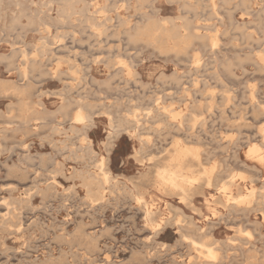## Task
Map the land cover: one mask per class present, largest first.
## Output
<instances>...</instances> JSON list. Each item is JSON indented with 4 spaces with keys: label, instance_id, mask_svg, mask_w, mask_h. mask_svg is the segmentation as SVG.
Returning <instances> with one entry per match:
<instances>
[{
    "label": "rangeland",
    "instance_id": "rangeland-1",
    "mask_svg": "<svg viewBox=\"0 0 264 264\" xmlns=\"http://www.w3.org/2000/svg\"><path fill=\"white\" fill-rule=\"evenodd\" d=\"M145 1L19 0L14 8L3 0L0 264H264V0ZM63 7L69 20L60 17ZM79 107L92 113L89 141L73 129ZM116 130L121 133L111 139ZM180 145L198 155L183 159L184 172L200 178L206 170L211 176V185L201 180L188 201L157 178L159 170L176 164ZM253 146L259 157L249 156ZM101 165L109 181L87 179V173L100 175ZM226 183L232 197L254 194L233 203L221 192ZM137 197L147 203L153 222ZM191 237L206 242L218 262L209 261L201 247L189 244V251Z\"/></svg>",
    "mask_w": 264,
    "mask_h": 264
},
{
    "label": "bare ground",
    "instance_id": "bare-ground-1",
    "mask_svg": "<svg viewBox=\"0 0 264 264\" xmlns=\"http://www.w3.org/2000/svg\"><path fill=\"white\" fill-rule=\"evenodd\" d=\"M60 1H62V2H65V0H60ZM81 1V0H80ZM143 2L145 1V0H142ZM251 1V0H250ZM250 1H248V4H250ZM256 1V0H255ZM67 2V1H66ZM83 2V1H82ZM146 3H148L147 2V0L145 1ZM150 2V1H149ZM184 2V1H183ZM213 2H214V0H213ZM244 2V1H243ZM2 3H3V0H0V18L2 19V16H3V11H4V8H2ZM84 3V2H83ZM185 3V2H184ZM245 3V2H244ZM10 4L11 5H13L14 6V8H16V7H18L19 6V0H10ZM49 4V3H48ZM90 4V3H89ZM98 4V3H97ZM96 4V5H97ZM237 4H239V3H237ZM241 4V3H240ZM83 5V4H82ZM92 5V4H91ZM99 5V4H98ZM21 6V5H20ZM66 6V5H65ZM70 6V5H69ZM90 6V5H89ZM216 6V5H215ZM235 6V5H234ZM71 7V6H70ZM185 7H186V5H185ZM213 7V6H212ZM237 7V6H236ZM240 7V6H239ZM243 7V6H242ZM83 9L81 10V14L84 16V17H87V15H88V8L89 7H87V5H86V2L84 3V7H82ZM96 8V7H95ZM140 8V7H139ZM102 9V8H101ZM105 9V8H104ZM121 9V8H120ZM182 9H183V5H182ZM75 10V9H74ZM79 10V9H78ZM156 10H157V8H156ZM220 10V9H219ZM246 10H247V8H246ZM250 10V13H252V11H251V9H249ZM41 11V10H40ZM98 11V10H97ZM186 11H187V7H186ZM13 12H14V10H13ZM73 12H75V11H73ZM152 12V11H151ZM249 12V11H248ZM247 12V13H248ZM255 12V11H254ZM21 13V12H20ZM78 13H80L79 11H78ZM215 13V12H214ZM156 14V13H155ZM211 14V13H210ZM249 14V13H248ZM261 14V13H260ZM27 15V14H26ZM43 15V14H42ZM70 15H71V13L69 12V10L68 9H66L65 7H63L61 10H60V17H63V18H68V20H69V17H70ZM76 15V14H75ZM256 15V14H255ZM262 15V14H261ZM13 16V15H12ZM217 16V15H216ZM19 17V16H18ZM220 18V17H219ZM255 18V17H254ZM260 18V17H259ZM26 19V18H25ZM30 19V18H29ZM52 19V18H51ZM90 19H91V17H90ZM176 20L178 19V17L177 18H175ZM218 19V18H217ZM240 19H243V18H240ZM89 20V19H88ZM119 20V19H118ZM137 20V19H136ZM151 20V19H150ZM179 20V19H178ZM232 20V19H231ZM14 23H15V21H16V17L14 18ZM41 21V20H40ZM67 21V20H66ZM80 21V20H79ZM163 21V20H162ZM182 21V20H181ZM181 21H180V23H181ZM93 22V21H92ZM124 22H126V21H124ZM153 22V21H152ZM152 22H150V23H152ZM185 22H186V18H185ZM88 23H89V21H88ZM188 22H186V23H184V20H183V24H187ZM31 24V23H30ZM94 24V23H93ZM101 24V23H100ZM128 24V23H127ZM162 24V23H161ZM164 24V23H163ZM170 24H171V22H170ZM189 24V23H188ZM248 24V23H247ZM14 25V24H13ZM42 25H45V24H40V26H42ZM81 25V24H80ZM89 25V24H88ZM103 25V27H104V24H102ZM129 25V24H128ZM17 26V25H16ZM19 26V25H18ZM97 26V25H96ZM119 26V25H118ZM122 26V25H121ZM173 26V25H172ZM182 26V25H181ZM180 26V27H181ZM14 27V26H13ZM52 27V26H51ZM86 27H87V25H86ZM98 27H100V26H98ZM97 27V28H98ZM102 27V26H101ZM125 27H126V25H125ZM129 27V26H128ZM150 27V26H149ZM166 27V26H165ZM179 27V26H178ZM185 27V26H184ZM209 27V26H208ZM242 27H243V25H242ZM44 28V27H43ZM62 28V27H61ZM64 28V27H63ZM117 28H119V27H117ZM122 28V27H121ZM151 28V27H150ZM164 28V27H163ZM172 28V27H171ZM175 27L173 26V29H174ZM181 28H183V26L181 27ZM181 28H177L176 27V29H174V30H178V29H181ZM186 29H188V27H187V25H186V27H185ZM185 28H183V30L185 29ZM203 28V27H202ZM229 28V27H228ZM89 29V28H88ZM110 29V28H109ZM108 29V30H109ZM113 30H115L114 28H112ZM136 29H138V28H136ZM143 29V28H142ZM147 29V28H146ZM159 29V28H158ZM16 30V29H15ZM92 30V29H91ZM94 30V32H96L95 31V29H93ZM105 31H108V30H106V25H105V29H104ZM144 30V29H143ZM152 30H153V28H152ZM160 30V29H159ZM164 30H165V28H164ZM218 30V29H217ZM89 31V30H88ZM100 31V30H99ZM102 31H103V29H102ZM150 32H151V29L149 30ZM170 31V30H169ZM35 32H36V30H35ZM98 32V31H97ZM96 32V33H97ZM116 32V31H115ZM114 32V33H115ZM154 32V31H153ZM164 32H166V31H164ZM172 32H175V31H172ZM171 31H170V34L172 33ZM177 32V31H176ZM187 32V31H186ZM218 32V31H217ZM100 33H101V31H100ZM178 33V32H177ZM98 34V33H97ZM105 34H106V32H105ZM120 34V33H119ZM157 34H158V31H157ZM157 34H155V35H157ZM161 34H163V30H162V32H161ZM170 34H169V38H170ZM175 34V33H174ZM249 34H252V33H249ZM261 34V33H260ZM263 34V33H262ZM95 35V34H94ZM100 35V34H99ZM99 35L97 36L98 38H100L99 37ZM134 35H135V33H134ZM133 35V36H134ZM141 35V34H140ZM151 35V34H150ZM176 35V34H175ZM180 35H182V34H180ZM209 35V34H208ZM101 36H102V33H101ZM103 36H104V33H103ZM117 36V35H116ZM149 36V35H148ZM147 36V37H148ZM152 36V35H151ZM163 36H167V35H163ZM172 36V35H171ZM213 36V35H212ZM250 36V35H249ZM125 37H127L128 38V36H125ZM131 37V36H130ZM150 37V36H149ZM180 37V36H179ZM189 37V36H188ZM204 37H207V36H204ZM203 37V39L201 40V41H203V40H205V38ZM210 37V36H209ZM214 37V36H213ZM217 37V36H216ZM246 37H247V35H246ZM109 38V37H108ZM166 38H168V37H166ZM185 38V37H184ZM101 39V38H100ZM150 39V38H149ZM153 39V38H152ZM176 39H178L177 37H176ZM199 39V38H198ZM207 39V38H206ZM251 39V38H250ZM128 40H129V38H128ZM137 40V39H136ZM140 40V39H139ZM185 40V39H184ZM188 40V39H187ZM212 40V39H211ZM214 40V39H213ZM260 40V39H259ZM258 39H256L255 41H257V42H260ZM261 40H263L262 38H261ZM47 41V39H45V42H43V43H47L46 42ZM107 41V40H106ZM172 41V40H171ZM180 41H182V39L180 40ZM186 41V40H185ZM207 41V40H206ZM205 41V42H206ZM217 41V40H216ZM159 42H161V41H158V44H159ZM190 42V41H189ZM200 42V41H199ZM264 42V41H263ZM136 43V42H135ZM172 43V42H171ZM180 43V42H179ZM191 43V42H190ZM189 43V44H190ZM209 43H211V42H209ZM162 44H164V42H162ZM165 44H166V42H165ZM182 44V43H181ZM184 44V43H183ZM213 44V43H212ZM212 44H210L211 46H212ZM50 45H52V44H49L48 43V46H50ZM61 45H63V44H61ZM61 45H59L60 47H61ZM149 45V44H148ZM160 45V44H159ZM184 45H186V44H184ZM205 45V44H204ZM152 46H153V44H152ZM163 46H165V45H163ZM169 46V45H168ZM172 45H170V47H171ZM183 46V45H182ZM202 46H203V43H202ZM63 47V46H62ZM61 47V48H62ZM67 47V46H66ZM159 47V46H158ZM162 47V46H161ZM179 47V46H178ZM178 47H177V49H178ZM189 47H190V45H189ZM215 47V46H214ZM47 48V47H46ZM46 48H45V50H46ZM57 48V47H56ZM59 48V47H58ZM64 48V47H63ZM176 48V47H175ZM175 48H174V50H175ZM185 48H187L186 46H184L183 47V49H185ZM213 47H211V49H212ZM17 49V48H16ZM54 49V48H53ZM68 49V48H67ZM164 49V48H163ZM163 49H161L160 51H163ZM165 49H166V47H165ZM52 50V49H51ZM55 51H56V49H54ZM69 50V49H68ZM171 50V52H172V50L173 49H170ZM179 50H181L180 48H179ZM203 50H204V48H203ZM11 51V50H10ZM14 51V50H13ZM62 51V50H61ZM159 51V52H160ZM176 51H178V50H175V51H173V52H176ZM212 51V50H211ZM17 52V51H16ZM46 52V51H45ZM158 52V51H157ZM158 52V53H159ZM165 52H167V50L165 51ZM165 52H163V53H165ZM180 52V51H179ZM182 52V51H181ZM180 52V53H181ZM56 53V52H55ZM57 54V53H56ZM168 54V53H167ZM177 54V53H176ZM175 54V55H176ZM46 55V54H45ZM178 55V54H177ZM180 55V54H179ZM200 55V54H199ZM20 56V55H19ZM43 56V55H42ZM193 56V55H192ZM1 57H3V56H1ZM256 57H257V55H256ZM259 57H261V56H259ZM193 58V57H192ZM3 59V58H2ZM76 59V58H75ZM195 59V58H194ZM200 59V58H199ZM247 60L249 59V58H246ZM5 60V59H4ZM99 60V59H98ZM198 60V59H197ZM258 60V59H257ZM6 61V60H5ZM195 61V60H194ZM109 62V61H108ZM191 62H193V61H191ZM262 62V61H261ZM4 63V62H3ZM107 63V62H106ZM125 63V62H124ZM198 63V62H197ZM22 64H27L26 63V61H24V62H22ZM94 64H95V61H94ZM98 64V63H97ZM122 64V63H121ZM193 64H194V62H193ZM263 64H264V62H263ZM106 65H108V64H106ZM128 65V64H127ZM126 65V66H127ZM197 65V64H196ZM258 65V64H257ZM8 66V65H7ZM109 66V65H108ZM191 66H192V64H191ZM190 66V67H191ZM255 66H256V64H255ZM259 66V65H258ZM46 67V66H45ZM194 67H195V64H194ZM257 67V66H256ZM19 68V67H18ZM33 68V67H32ZM111 68V67H110ZM21 69V68H20ZM29 69L31 70V68L29 67ZM47 69V68H46ZM128 69H129V66H128ZM196 69V68H195ZM200 69V68H199ZM259 69V68H258ZM33 70V69H32ZM41 70V69H40ZM131 70V69H130ZM201 70V69H200ZM260 70V69H259ZM259 70H258V72H259ZM22 71H23V68H22ZM124 71H126V70H124ZM195 71V70H194ZM26 72V71H25ZM131 72V71H130ZM262 72H263V70H262ZM10 73V72H9ZM132 73V72H131ZM229 73H231V71H229ZM23 74V73H22ZM26 74V73H25ZM24 74V75H25ZM29 74V73H28ZM39 74V73H38ZM65 74V73H64ZM111 74V73H110ZM116 74V73H115ZM119 74V73H118ZM124 74V73H123ZM232 74V73H231ZM69 75V74H68ZM130 75H133V74H130ZM54 76V75H53ZM115 76V75H114ZM119 76V75H118ZM126 76V75H125ZM30 77V76H29ZM40 77V76H39ZM65 78V77H64ZM164 78V77H163ZM174 78V77H173ZM68 80H69V78H68ZM179 80V79H178ZM94 81V80H93ZM105 81V80H104ZM109 81V80H108ZM111 81V80H110ZM202 82V81H201ZM195 83V82H194ZM203 84V83H202ZM24 85V84H23ZM106 86H107V83H106ZM198 86H199V84H198ZM16 87V86H15ZM25 87V86H24ZM107 87H109V84H108V86ZM183 87V86H182ZM197 88V87H196ZM17 89H18V87H17ZM32 90H33V88H31ZM184 89H187L186 87L184 88ZM198 89V88H197ZM203 89V88H202ZM27 91V90H26ZM25 91V92H26ZM28 91H30L31 92V90H30V87H29V89H28ZM183 91H185V90H183ZM206 91V90H205ZM193 93H194V91H193ZM205 93V92H204ZM15 94V93H14ZM198 94V93H197ZM251 94H252V92H251ZM5 95V94H4ZM30 95V94H29ZM196 95V94H195ZM187 96H188V94H187ZM25 97H26V95H25ZM30 97H31V95H30ZM191 97V96H190ZM22 98V97H21ZM200 98V97H199ZM213 98V97H212ZM211 98V99H212ZM158 99V98H157ZM180 99V98H179ZM204 99H205V97H204ZM250 99V98H249ZM160 100V99H159ZM213 101H214V99H212ZM211 100V101H212ZM255 100V99H254ZM28 101V100H27ZM27 101H26V103H27ZM73 101V100H72ZM77 101V100H76ZM156 101V100H155ZM213 101L211 102V104L213 103ZM200 102V101H199ZM215 102V101H214ZM157 103V102H156ZM202 103V102H201ZM210 103V102H209ZM32 105H33V103H31ZM37 104H39V105H41L40 104V102L38 103L37 102ZM26 105V104H25ZM28 105H30V104H28ZM31 105V106H32ZM35 105V104H34ZM33 105V106H34ZM68 105V104H67ZM207 105V104H206ZM210 105V104H209ZM22 106V105H21ZM160 106V105H159ZM199 106L200 105H198L197 106V108H199ZM212 106V105H211ZM69 107V106H68ZM161 107V106H160ZM163 107V106H162ZM186 107V106H185ZM203 107V106H202ZM207 107V106H206ZM213 107V106H212ZM31 108V107H30ZM42 108V107H41ZM158 108V107H157ZM165 108V107H164ZM164 108H163V110H164ZM194 108V107H193ZM197 108H195V109H197ZM200 109H203V108H201L200 107ZM256 109H257V107H256ZM255 109V110H256ZM60 110V109H59ZM64 110V109H63ZM62 110V111H63ZM79 111L73 116V118H72V124H73V129H77V130H79V131H83L84 132V134H85V140H87V141H89L88 140V138H87V136H86V131L91 127V126H93L92 125V122H93V120H92V113H90L89 111L88 112H84V110L82 109V108H80L79 107V109H78ZM223 110V109H222ZM250 110H252L253 111V108L252 109H250ZM136 112L137 111H139V110H135ZM170 111V110H169ZM42 112H44V111H42ZM108 112V111H107ZM147 113H149L148 111H146ZM145 112V113H146ZM162 112V111H161ZM256 112H257V110H256ZM29 113V112H28ZM36 112H34V114H35ZM163 113H165V112H163ZM167 113V112H166ZM168 113H172V112H168ZM180 113H181V111H180ZM261 113V112H260ZM27 114V113H26ZM37 114H40V113H37ZM37 114H35V115H37ZM128 114H130V113H128ZM175 114V113H174ZM174 114H172V115H174ZM195 114V113H194ZM254 114H255V112H254ZM262 114V113H261ZM260 114V115H261ZM132 115V114H131ZM148 115V114H147ZM172 115H170V117L172 116ZM176 115V114H175ZM180 114H178L177 116H179ZM181 115H183V113L181 114ZM193 115V114H192ZM222 115V114H221ZM259 115V116H260ZM117 116V115H116ZM149 116H150V114H149ZM163 116V115H162ZM169 116V115H168ZM177 116H174V118L175 117H177ZM191 116V115H190ZM194 116H196V115H194ZM224 116V115H223ZM257 116V115H256ZM263 116V115H262ZM26 117V116H25ZM127 117V116H126ZM132 117H134V116H132ZM184 117V116H183ZM261 117V116H260ZM31 118H32V116H31ZM185 118V117H184ZM191 118H192V116H191ZM190 118V119H191ZM169 119V118H168ZM173 119V118H172ZM186 119H187V117H186ZM193 119V118H192ZM191 119V120H192ZM34 120V119H33ZM33 120H30V121H33ZM36 120V122H38L39 120H37V119H35ZM127 120H128V118H127ZM169 120H171V119H169ZM176 120H177V118H176ZM180 120V119H179ZM203 120V119H202ZM228 120V119H227ZM29 121V122H30ZM135 121V119L133 118V119H129L128 120V122L129 123H132V122H134ZM171 121H173V120H171ZM190 121V120H189ZM188 121V122H189ZM198 121V120H197ZM35 122V121H34ZM113 122V121H112ZM194 122V121H193ZM199 122V121H198ZM24 123H25V121H24ZM181 123V122H180ZM184 123V122H183ZM195 123H197V122H195ZM201 123V122H200ZM204 123H206V122H204ZM27 124H29V123H27ZM26 124V125H27ZM115 124V123H114ZM113 124V125H114ZM148 124V123H147ZM147 124H145V125H147ZM198 124V123H197ZM207 124V123H206ZM205 124V125H206ZM25 125V124H24ZM23 125V126H24ZM36 125V124H35ZM43 125H44V123H43ZM169 125V124H168ZM179 125V124H178ZM194 125V124H193ZM199 125V124H198ZM201 125V124H200ZM243 125V124H242ZM247 125V124H246ZM170 126V125H169ZM239 126V125H238ZM237 126V127H238ZM26 128H27V126H25ZM61 127V126H60ZM70 127V126H69ZM72 127V126H71ZM181 127V126H180ZM188 127V126H187ZM204 127V126H203ZM202 127V128H203ZM206 127V126H205ZM240 127V126H239ZM247 127V126H246ZM23 128V127H22ZM32 128V127H31ZM55 128V127H54ZM110 128V127H109ZM112 128H114V127H112ZM123 128V127H122ZM182 128V127H181ZM115 129H117V128H114V130ZM175 129V128H174ZM183 129V128H182ZM22 130V129H21ZM55 130V129H54ZM54 130L52 129V131H53V133H54ZM69 130V129H68ZM113 130V131H114ZM144 130V129H143ZM189 130V129H188ZM5 131V130H4ZM4 131H3V133H4ZM56 131V130H55ZM179 131V130H178ZM9 132H10V130H9ZM12 132H14V131H12ZM26 132V131H25ZM125 132H127V131H125ZM146 132V131H145ZM189 132V131H188ZM191 132V131H190ZM193 132H196V131H194L193 130ZM260 132V131H259ZM28 133V132H27ZM74 133V132H73ZM121 132L119 131V130H116L115 131V134H114V136H112V137H110L111 139H115V138H117L118 136H119V134H120ZM262 133H263V131H262ZM261 133V134H262ZM34 134V133H33ZM71 134V133H70ZM79 134V133H78ZM180 134V133H179ZM252 134V133H251ZM254 134V133H253ZM247 135V134H246ZM52 136V135H51ZM202 136V135H201ZM241 136V135H240ZM251 136V135H250ZM2 138V137H1ZM107 138H109V137H107ZM201 138V137H200ZM203 138H205L206 139V137H203ZM242 138V137H241ZM139 139H141V138H139ZM187 139V138H186ZM189 139H190V137H189ZM205 139H203V140H205ZM208 139V138H207ZM210 139V138H209ZM219 139V138H218ZM217 139V140H218ZM238 140H239V138H237ZM236 139V140H237ZM5 140V139H4ZM69 140V139H68ZM188 140V139H187ZM212 140V139H211ZM233 140V139H232ZM231 140V141H232ZM255 140V139H254ZM190 141V140H189ZM213 141V140H212ZM219 141H220V139H219ZM241 141V140H240ZM180 142H181V140H180ZM179 142V139H178V142H176L177 144L178 143H180ZM236 142V141H235ZM59 143V142H58ZM64 143V142H63ZM106 143V142H105ZM110 143V142H109ZM191 143V142H190ZM246 143V142H245ZM231 144V143H230ZM260 144V143H259ZM107 145V144H106ZM179 145V144H178ZM244 145V144H243ZM111 146H112V143H111ZM248 146V145H247ZM256 146V145H255ZM261 146V145H260ZM174 147V146H173ZM175 147H178L177 145L175 146ZM180 148H181V145L179 146ZM1 148V147H0ZM186 148H188V147H186ZM193 148H194V146H193ZM200 148V147H199ZM198 148V149H199ZM220 148V147H219ZM218 148V149H219ZM259 148V147H258ZM133 149V148H132ZM146 149V148H145ZM103 150V149H102ZM173 150V149H172ZM176 150V149H175ZM201 150V149H200ZM221 150V149H220ZM248 150L250 151L248 154H250L249 156H251V154L252 155H256V156H258L257 155V153H258V149H257V147H251V149H249V147H248ZM72 151V150H71ZM79 151V150H78ZM143 150L141 149L140 150V152H142ZM196 151H198V150H196ZM209 151V150H208ZM223 151V150H222ZM233 151V150H232ZM260 151V150H259ZM109 152V151H108ZM107 152V153H108ZM139 152V153H140ZM200 152V151H199ZM226 152V151H225ZM246 152H248V151H246ZM76 153V152H75ZM146 152H144V154H145ZM171 153V152H170ZM173 153H174V150H173ZM176 153V155H175V157H173L174 158V161L176 162V164L172 167L171 165H168L167 166V168H164V169H161V170H159V172H158V177L157 178H159V180H161V182H162V184L164 185V186H166V187H168V188H170V189H172V190H174L175 192H177L178 194H180L181 196H182V199L183 200H186V201H188L189 199H190V191L192 190V188L196 185V184H198V186L200 187V184L201 183H203V182H201V183H199L201 180H204L205 182H206V184L207 185H211V180H210V177H209V173L208 172H206V170H205V172H202L203 173V176H202V174H201V177H202V179H201V177L200 178H197V177H193V176H189V175H187L186 174V172H184V170H185V167L183 166V164H185L184 162H183V159H185L186 157H190V156H192V157H195V158H198V155L197 154H195L192 150H190V149H184V147H182L181 149H177V151L175 152ZM223 153V152H222ZM239 153V152H238ZM262 153V152H261ZM169 154V153H168ZM172 154V153H171ZM237 154V153H236ZM258 154H260V153H258ZM134 155V154H133ZM137 155V154H136ZM262 155H264V154H262ZM94 156H95V153H94ZM135 156V155H134ZM133 156V157H134ZM173 156V155H172ZM234 157V156H233ZM259 157V156H258ZM263 157V156H262ZM75 158V157H74ZM79 158V157H78ZM135 158V157H134ZM172 158V159H173ZM248 158V157H247ZM147 159V158H146ZM152 159V158H151ZM234 159V158H233ZM27 160V159H26ZM137 160V159H136ZM135 160V161H136ZM187 160H189L188 158L186 159V161ZM192 160V162H194V160L193 159H191ZM200 160V159H199ZM236 160V159H235ZM251 160V159H250ZM150 161H152V160H150ZM167 161V160H166ZM171 161H173V160H171ZM185 161V160H184ZM185 161V162H186ZM237 161V160H236ZM235 161V162H236ZM254 161V160H253ZM144 162V161H143ZM147 162H149V161H147ZM153 162H155L154 160H153ZM169 162H170V159H169ZM200 161H198V163H199ZM158 163V165H159V162H157ZM172 163V162H171ZM174 163V162H173ZM190 163V162H189ZM107 164V163H106ZM143 164V163H142ZM152 164H154V163H152ZM192 164V163H191ZM194 164V163H193ZM240 164V163H239ZM258 164H260V163H258ZM161 165V164H160ZM188 165V164H187ZM199 165V164H198ZM198 165H197V167H198ZM201 165V164H200ZM262 165V164H261ZM110 166V165H109ZM155 166H156V163H155ZM165 166V165H164ZM171 166V167H170ZM240 166V165H239ZM242 166V165H241ZM100 167V169L99 170H101V174L100 175H96V174H91V173H87L88 174V176H87V179H89V180H91V181H101V182H103V183H107L108 181H109V175H110V173L108 172V171H105L103 168H102V165L101 166H99ZM154 167V166H153ZM159 167V166H158ZM157 167V168H158ZM189 167H190V165H189ZM193 167V166H192ZM191 167V168H192ZM204 167V166H203ZM243 168H245V167H243ZM247 168V167H246ZM63 169V168H62ZM149 169H151V168H149ZM154 169H155V167H154ZM159 169V168H158ZM158 169H157V171H158ZM248 169V168H247ZM253 169V168H252ZM110 170V169H109ZM192 170V169H191ZM210 170V169H209ZM211 170H213V169H211ZM8 171V170H7ZM155 171V170H154ZM215 171V170H214ZM81 172V171H80ZM192 172V171H191ZM18 173V172H17ZM146 173V172H145ZM154 173V172H153ZM153 173H151V174H153ZM198 173V172H197ZM255 173H257V172H255ZM14 174V173H13ZM74 174V173H73ZM146 174H148V173H146ZM150 174V173H149ZM156 174V173H155ZM190 174V173H189ZM193 174V173H192ZM195 174V173H194ZM235 174V173H234ZM56 175H57V173H56ZM55 175V176H56ZM60 175V174H59ZM212 175V174H211ZM236 175V174H235ZM71 176V175H70ZM97 176H100L101 177V179H98V177ZM116 176V175H115ZM154 176V175H153ZM157 176V175H156ZM245 176V175H244ZM73 177V176H72ZM71 177V178H72ZM143 177V176H142ZM233 177H234V175H233ZM232 177V178H233ZM63 178V177H62ZM81 178V177H80ZM73 179V178H72ZM144 179V178H143ZM250 179V178H249ZM236 180V179H235ZM251 180L252 179H250L249 181L251 182ZM253 180H254V178H253ZM256 180V179H255ZM259 179H257V181H258ZM66 181H67V179H66ZM112 181V180H111ZM114 181V180H113ZM141 181V180H140ZM158 181V180H157ZM246 181V180H245ZM52 182H54L55 183V181H52ZM160 182V181H159ZM232 182V181H231ZM239 182V181H238ZM57 183V182H56ZM111 183V182H110ZM155 183V182H154ZM221 183V182H220ZM233 183H234V181H233ZM264 183V182H263ZM58 184V183H57ZM73 184V183H72ZM140 184H143V183H141L140 182ZM162 184H160L161 186H162ZM223 184V183H222ZM91 184H89V186H90ZM202 185V184H201ZM52 186V185H51ZM59 186V185H58ZM62 186V185H61ZM160 186V187H161ZM205 186V185H204ZM231 186V183H226V184H224L222 187H221V192H222V194H224L225 196H226V200H228V201H230V200H232V201H234L233 203H238V202H242V201H246V199L247 198H249V197H252L253 196V194H254V189L253 190H251V191H248L249 193L247 194V195H242V196H239V197H232L231 196V192H229V191H231V190H229V187ZM245 186V185H244ZM73 187H75L74 185H73ZM135 186H133V188H134ZM61 188V187H60ZM136 188V187H135ZM155 188V187H154ZM202 188V187H201ZM214 188V187H213ZM62 189V188H61ZM67 189H68V187H67ZM216 189V188H215ZM50 190H52V189H50ZM196 190V189H195ZM201 190V189H200ZM245 190V189H244ZM256 190V189H255ZM56 191V190H55ZM67 191V190H66ZM130 191V190H129ZM194 191V190H193ZM197 191V190H196ZM258 191H259V189H258ZM63 192H65V191H63ZM94 192H95V190H94ZM201 192V191H200ZM218 192V191H217ZM262 192V191H261ZM59 193V192H58ZM74 193V192H73ZM89 193V192H88ZM191 193H192V191H191ZM239 193V192H238ZM98 194V193H97ZM104 194V193H103ZM115 194V193H114ZM196 194V193H195ZM209 195V194H208ZM258 195V194H257ZM91 196V197H90ZM203 196V195H202ZM237 196H238V194H237ZM259 196V195H258ZM89 197L90 198H92L93 196L90 194L89 195ZM180 198V197H179ZM254 198V197H253ZM203 199H204V197H203ZM92 200V202H94V200L93 199H91ZM135 201L140 205V206H142V208L144 209V211H145V216H146V218H147V220L148 221H150V222H153V213L151 212V211H149L148 209H146V205H147V203H145L144 202V200H143V198L142 197H137L136 199H135ZM184 202V201H183ZM190 202V201H189ZM227 202V201H226ZM249 202V201H248ZM257 202H260L258 199H257ZM206 203V202H205ZM219 204H220V200H219V202H218ZM254 203H256L255 201H254ZM134 204H136V203H134ZM153 204V203H152ZM186 204H188L187 202L186 203H184V206L186 205ZM207 204V203H206ZM229 203H227V205H228ZM262 204V203H261ZM19 205V204H18ZM91 205H92V203H91ZM150 205V204H149ZM165 205V204H164ZM171 205V204H170ZM216 205V204H215ZM223 205V204H222ZM225 205V204H224ZM242 205V204H241ZM244 205V204H243ZM246 205H247V202H246ZM100 206V205H99ZM187 206V205H186ZM189 206V205H188ZM187 206V207H188ZM221 206V205H220ZM239 206V205H238ZM249 206H250V204H249ZM155 207V206H154ZM174 207V206H173ZM177 207V206H176ZM193 207V206H192ZM206 207V206H205ZM216 207V206H215ZM98 208V207H97ZM140 208V207H139ZM190 208V207H189ZM228 209H229V207H227ZM169 209H170V206H169ZM173 209H175V208H173ZM178 209V208H177ZM176 209V210H177ZM195 209V208H194ZM224 209H225V206H224ZM17 210V209H16ZM176 210H175V213H176ZM209 210V209H208ZM173 211V210H172ZM179 211H180V209H179ZM195 211V210H194ZM11 212V211H10ZM168 212V211H167ZM198 212H199V210H198ZM209 212V211H208ZM213 212V211H212ZM211 212V213H212ZM216 212V211H215ZM196 213V212H195ZM199 213H201V212H199ZM210 213V214H211ZM165 214V213H164ZM240 214H244V213H240ZM8 214H4V216H7ZM212 215V214H211ZM214 215H215V213H214ZM236 215V214H235ZM18 216V215H17ZM189 216V215H188ZM198 216H199V214H198ZM243 216V215H242ZM19 217V216H18ZM163 217V216H162ZM169 217V216H168ZM184 217H186V216H184ZM245 217V216H244ZM187 218V217H186ZM185 218V219H186ZM206 218V217H205ZM213 218V217H212ZM222 218V217H221ZM208 219V218H207ZM178 220H180V219H178ZM177 220V221H178ZM191 220V219H190ZM19 221V220H18ZM17 221V222H18ZM162 222V221H161ZM180 222V221H179ZM188 222V221H187ZM165 223V222H164ZM167 224H169L168 223V220H167ZM181 224V223H180ZM183 224H185V223H183ZM182 224V225H183ZM189 224L191 225V221L189 222ZM254 224V223H253ZM23 225V224H22ZM166 225V224H165ZM2 226V225H1ZM157 226V230H160V225H156ZM193 226H195V225H193ZM5 227V226H4ZM151 227H152V225H151ZM11 228V227H10ZM154 229H155V227H153ZM194 228H196V227H194ZM156 230V231H157ZM195 230H197V229H195ZM194 230V231H195ZM167 231V230H166ZM180 231V230H179ZM201 231V230H200ZM207 231V230H206ZM210 231V230H209ZM191 232V231H190ZM204 232V231H203ZM6 233V232H5ZM8 233V232H7ZM13 233V232H12ZM195 233H196V231H195ZM191 234V233H190ZM68 235V234H67ZM153 235V234H152ZM22 236V235H21ZM155 236V235H154ZM204 236H206V235H204ZM207 236H208V234H207ZM209 236H210V234H209ZM19 237V236H18ZM181 237V236H180ZM150 238V237H149ZM192 238H194V237H191V239H190V242L188 243V249H189V244L191 245V247H193V248H199V247H201L202 249H204L205 250V255H206V258L207 259H209V261L210 260H212V262H213V260H215V262L217 261L216 260V254H215V252L213 251V249H211V248H209V247H207V246H205V245H207V244H202L201 242H197V241H195V240H193ZM200 238V237H199ZM203 238V237H202ZM206 238V237H205ZM7 239V238H6ZM91 239H92V237H91ZM182 239V238H181ZM187 239V238H186ZM149 240V239H148ZM228 240H230V239H228ZM89 241H90V239H89ZM184 241V240H183ZM189 241V240H188ZM218 241V240H217ZM232 241L233 240H231V243H232ZM161 242V241H160ZM230 242V241H229ZM153 243V242H152ZM157 243H158V241H157ZM201 243V244H200ZM214 243L216 244V243H218V242H216L215 240H214ZM164 245V244H163ZM165 245H167V244H165ZM165 245H164V249H165ZM209 245V244H208ZM219 245V244H218ZM234 245V244H233ZM163 248V247H162ZM161 248V249H162ZM221 249V248H220ZM239 249V248H238ZM215 250V249H214ZM189 251H190V249H189ZM192 251V250H191ZM199 251V250H198ZM225 252V251H224ZM197 253V252H196ZM151 254H152V252H151ZM160 254V253H159ZM158 254V255H159ZM198 254V253H197ZM202 254V253H201ZM77 255V254H76ZM204 255V254H203ZM78 256V255H77ZM150 256V255H149ZM219 256V255H218ZM217 256V257H218ZM200 257V256H199ZM198 257V258H199ZM204 257V256H203ZM225 257V256H224ZM196 258H197V256H196ZM221 258V257H220ZM109 259V258H108ZM202 259V258H201ZM205 259V258H204ZM223 260V259H222ZM204 261L205 260H203V263H204ZM208 261V260H207ZM218 262V261H217ZM204 264H206V263H204ZM208 264H210V263H208Z\"/></svg>",
    "mask_w": 264,
    "mask_h": 264
}]
</instances>
